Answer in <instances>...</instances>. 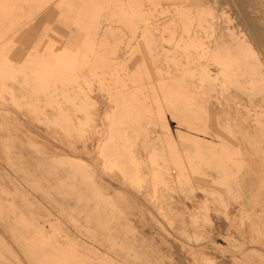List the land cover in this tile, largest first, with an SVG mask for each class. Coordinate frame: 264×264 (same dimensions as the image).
I'll return each instance as SVG.
<instances>
[{"label":"rangeland","instance_id":"rangeland-1","mask_svg":"<svg viewBox=\"0 0 264 264\" xmlns=\"http://www.w3.org/2000/svg\"><path fill=\"white\" fill-rule=\"evenodd\" d=\"M237 1L0 0V264H264V0Z\"/></svg>","mask_w":264,"mask_h":264},{"label":"bare ground","instance_id":"bare-ground-1","mask_svg":"<svg viewBox=\"0 0 264 264\" xmlns=\"http://www.w3.org/2000/svg\"><path fill=\"white\" fill-rule=\"evenodd\" d=\"M237 5L241 8V9H244V11L246 10V5H248V1L247 0H238L237 1ZM262 43V42H261ZM203 47V44L196 38H190L189 40V43H188V47ZM51 50V49H50ZM213 55H215L217 57V55L219 54H216L214 53ZM249 65H255V61L254 59L251 57V55L247 54V53H244V52H240L238 53L237 55V59H236V66L232 65L231 63H227L225 65L226 69H225V73H228V74H233L234 76L239 73V72H242V69L246 66H249ZM233 67V68H232ZM232 69H234V71H236V73H232ZM224 72V71H223ZM201 73L205 76V79L206 80H211L212 77L211 75L209 74V71L204 69V70H201ZM259 78H261V76L259 75ZM258 78H255L254 81H257ZM225 148V147H224ZM14 210H16V207H12ZM197 240V239H196ZM195 240V241H196ZM261 242V241H260ZM195 248V247H194ZM2 257V255L0 254V258ZM73 259L79 261L75 256L73 257ZM81 263V261H79ZM60 264H66L64 261H61Z\"/></svg>","mask_w":264,"mask_h":264}]
</instances>
